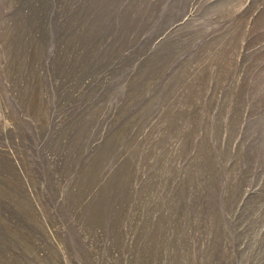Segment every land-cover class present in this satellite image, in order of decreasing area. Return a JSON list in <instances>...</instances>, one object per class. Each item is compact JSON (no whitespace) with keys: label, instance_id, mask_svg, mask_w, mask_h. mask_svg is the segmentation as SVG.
<instances>
[{"label":"rangeland","instance_id":"374dc122","mask_svg":"<svg viewBox=\"0 0 264 264\" xmlns=\"http://www.w3.org/2000/svg\"><path fill=\"white\" fill-rule=\"evenodd\" d=\"M0 264H264V0H0Z\"/></svg>","mask_w":264,"mask_h":264}]
</instances>
